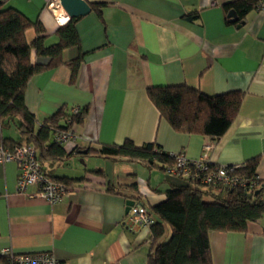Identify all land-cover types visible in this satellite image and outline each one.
<instances>
[{
	"label": "crops",
	"instance_id": "crops-1",
	"mask_svg": "<svg viewBox=\"0 0 264 264\" xmlns=\"http://www.w3.org/2000/svg\"><path fill=\"white\" fill-rule=\"evenodd\" d=\"M3 1L40 22L46 46L58 41L57 29L69 19L58 0ZM227 1L88 0L106 3L101 17L94 12L80 17L78 47L63 53L60 66L28 82L24 103L37 128L59 111L85 110L82 124L71 128L73 140L62 145L68 158L45 166L54 176L90 183H75L61 202L48 205L18 193L14 162L0 164V251L47 252L60 264H147L149 229L126 228V202L155 206L170 187L187 182L158 168L85 155L86 148L125 140L138 147L155 143L169 155L195 161L209 145L208 162L215 166H241L258 157L256 175L264 180V9L233 24L222 10ZM25 39H35L33 29ZM80 54L72 78L66 63ZM31 62L46 65L49 58L32 51ZM179 85L209 97L243 94L223 136L210 141L178 133L160 118L146 89ZM11 127L0 137L16 139V132L7 134ZM66 169L81 172L66 174ZM97 170L102 177L88 174ZM133 184L136 192L106 190ZM34 191L29 187L27 194ZM132 195L139 201L129 199ZM208 240L212 264H264V214L245 233L212 231Z\"/></svg>",
	"mask_w": 264,
	"mask_h": 264
},
{
	"label": "trees",
	"instance_id": "trees-1",
	"mask_svg": "<svg viewBox=\"0 0 264 264\" xmlns=\"http://www.w3.org/2000/svg\"><path fill=\"white\" fill-rule=\"evenodd\" d=\"M84 1L89 4L91 12L101 17L106 3ZM259 2L229 0L222 5V10L226 17L233 13V24L242 25L248 12L259 9ZM79 19L69 18L56 31L58 41L46 46L40 22L31 21L0 0V132L12 126L17 133L16 139L0 137V144L9 149L33 147L42 174L68 189H75V183L86 185L90 181L54 176L45 163H61L68 158L69 155L54 138L58 133L71 131L73 125L82 124L85 110L75 114L59 111L37 128L35 116L25 106L24 91L34 76L60 66L63 53L78 47L76 23ZM28 29L35 32L31 43L25 39ZM32 51L36 56L49 58V62L46 65L32 63ZM81 62L82 54L66 63L72 78ZM146 93L160 118L175 132L201 135L210 141H216L225 134L238 114L243 97L239 91L209 97L186 85L151 87L146 89ZM82 152L112 161L135 162L147 169L158 168L166 173L175 164L174 155L165 153L155 143L138 147L125 140L120 145L101 144L97 149L86 148ZM258 161L256 157L244 165L235 166L230 172L231 176L238 178L239 183L235 186L218 181L205 185L200 181L203 173L197 175L191 167L189 178L181 173L175 174L187 184L170 187L164 201L155 206L141 203L152 220L148 228L150 251L147 264H212L208 240L210 232L245 233L248 224L258 221L264 214V180H259L256 175ZM207 167L213 173L221 166L208 163ZM88 174L103 176L98 170ZM115 188L136 192L135 184L127 187L109 185L106 190L113 192ZM129 199L139 201L137 195Z\"/></svg>",
	"mask_w": 264,
	"mask_h": 264
},
{
	"label": "built area",
	"instance_id": "built-area-1",
	"mask_svg": "<svg viewBox=\"0 0 264 264\" xmlns=\"http://www.w3.org/2000/svg\"><path fill=\"white\" fill-rule=\"evenodd\" d=\"M259 9H264V0H260ZM72 113H77L78 110H71ZM72 131L58 133L55 136V142L58 145H63L66 142L73 140ZM211 147H204L202 155L198 160L189 161L182 154L174 155L175 164L168 168V173L173 175L181 173L189 178V168L193 167L195 172L203 173L201 183L209 185L218 181L230 186H235L239 183L238 178L231 176L230 172L235 169V166L230 169L221 166L212 173L208 170V152ZM14 162L17 165L18 175L16 180V188L18 193L26 195L31 199L43 201L48 205H54L62 201V199L73 192V189H68L60 184L54 183L42 174L41 166L35 158V152L31 146H18L12 149L5 148L0 144V164ZM34 187L33 193L27 194V189ZM152 224L150 216L141 204H133L127 213L125 226L128 230L133 231L139 228H149ZM0 264H60L51 253H33V254H15L8 250L0 251Z\"/></svg>",
	"mask_w": 264,
	"mask_h": 264
},
{
	"label": "water",
	"instance_id": "water-1",
	"mask_svg": "<svg viewBox=\"0 0 264 264\" xmlns=\"http://www.w3.org/2000/svg\"><path fill=\"white\" fill-rule=\"evenodd\" d=\"M59 5L64 10L68 18H80L87 16L91 12L89 4L84 0H58ZM233 13L228 14L229 18H233ZM134 204L133 201L128 200L126 202L125 213H128L129 208Z\"/></svg>",
	"mask_w": 264,
	"mask_h": 264
},
{
	"label": "rangeland",
	"instance_id": "rangeland-1",
	"mask_svg": "<svg viewBox=\"0 0 264 264\" xmlns=\"http://www.w3.org/2000/svg\"><path fill=\"white\" fill-rule=\"evenodd\" d=\"M14 133H15L14 127H11V131L7 132V134H14ZM80 172H81V169H66L65 171L66 174H75V173H80Z\"/></svg>",
	"mask_w": 264,
	"mask_h": 264
},
{
	"label": "bare ground",
	"instance_id": "bare-ground-1",
	"mask_svg": "<svg viewBox=\"0 0 264 264\" xmlns=\"http://www.w3.org/2000/svg\"><path fill=\"white\" fill-rule=\"evenodd\" d=\"M61 7V6H60ZM63 10V9H62ZM64 11V10H63ZM58 16V15H57ZM59 17V16H58ZM59 20L61 21L60 17H59Z\"/></svg>",
	"mask_w": 264,
	"mask_h": 264
}]
</instances>
